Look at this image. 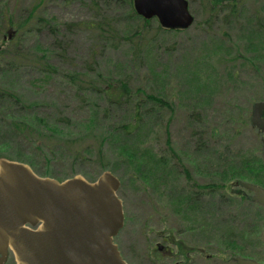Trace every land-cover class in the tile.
<instances>
[{"label": "rangeland", "instance_id": "374dc122", "mask_svg": "<svg viewBox=\"0 0 264 264\" xmlns=\"http://www.w3.org/2000/svg\"><path fill=\"white\" fill-rule=\"evenodd\" d=\"M91 1L0 0V50H7L0 55V156L32 158L38 174L57 179L93 180L111 170L124 211L114 240L129 264H155L163 219L172 241L194 251L187 261H264V207L239 197L246 192L236 185H264V139L249 122L253 104L264 100V0H239L230 11L188 0L193 22L172 30H157L155 19L142 28L141 17L128 15V0ZM94 18L111 22L117 38L96 44L86 30L66 33V23ZM41 48L54 71H42ZM109 79L127 82L121 103L102 92ZM135 102L141 120L124 141L114 124L131 119ZM21 120L56 136L48 150L24 141ZM211 182L217 195L200 189Z\"/></svg>", "mask_w": 264, "mask_h": 264}, {"label": "water", "instance_id": "95a60500", "mask_svg": "<svg viewBox=\"0 0 264 264\" xmlns=\"http://www.w3.org/2000/svg\"><path fill=\"white\" fill-rule=\"evenodd\" d=\"M132 2L136 13L156 17L165 28H185L193 22L187 0ZM263 110L264 101H257L250 116L261 131ZM261 159L264 166V147ZM119 185L108 169L93 180L79 173L57 179L38 175L26 162L0 156V247L13 249L16 264H128L114 241L124 221ZM241 185L264 206L263 187ZM260 239L264 245V228ZM234 260L264 264L239 256Z\"/></svg>", "mask_w": 264, "mask_h": 264}, {"label": "trees", "instance_id": "16d2710c", "mask_svg": "<svg viewBox=\"0 0 264 264\" xmlns=\"http://www.w3.org/2000/svg\"><path fill=\"white\" fill-rule=\"evenodd\" d=\"M106 1H109V0H106ZM128 1H129L130 6H131V9H129L128 15L130 17H136V16L141 17L134 11L133 5H132V0H128ZM238 1L239 0H207L206 4L210 5V7L211 6L214 7L216 5H218L220 7V5H222L221 3H223V4L227 5L229 8L230 7L232 8V7H236L237 6ZM91 2L93 3L92 5L94 7H95V5H97L96 0H92ZM106 5H108V4H106ZM106 5H104V6H106ZM231 8L229 9V11L231 10ZM34 9H35V6L30 10V13L27 15V17L24 18V23H28V21L34 17V12H33ZM44 19H45L44 23L49 25L51 30L54 31L55 27L52 25V21L51 20H46V18H44ZM153 19L156 20V18H153ZM150 21H151V19L142 18V23H141L142 28L144 27L145 30H147L149 25H150ZM8 23L11 24L10 21ZM157 24H158L156 26L157 30H161V29L169 30V29H166V28L160 26L159 23H157ZM65 27H66V33L67 34L71 33L72 31H77L79 29L86 30L87 32H89L91 34V38L94 41V43H96V44L98 43V41L100 39H103L104 41L109 42L111 37H114L115 39L117 38V37L114 36V28L112 27L111 22H108L106 20L99 19V18H94L92 20H83V21H79V22H69V23L65 24ZM3 28L4 27H2V29ZM142 36H143V31L138 36L139 40H141ZM132 38L133 37H131V35L127 36V39H129V40H131ZM3 39H4V37H3ZM11 42H13V41H11ZM6 51L7 50H0V55H3L4 52H6ZM41 52L42 53H41L40 58H42V60H40V61H41V64L43 66L42 67V69H43L42 71H51V70L54 71L55 68L52 67L50 64H48L46 62L47 61L46 60V55H47L46 49L45 48H41ZM88 67H90V66L88 65ZM74 75L75 74H70V77L73 79V78H75ZM135 91H136V93H142V95L146 96L147 98H153V96L151 94H148L146 92L143 93L140 88L135 89ZM102 92L106 96L111 97L109 99L114 98V100H116L118 103H121L119 101L120 97L129 95L130 89H129L128 85H127V82H125L123 80H121V81L117 80L115 83H112V82H110V79H109L107 81L104 80V83H103V86H102ZM4 93L5 92H0V96L5 97L3 95ZM141 108H142V106H140V104H138V102L133 103L132 113L129 114V118H131V119L125 124H121V125L114 124V128L115 129L122 128L124 130L123 131V135H122V140L125 141L127 139V137H128V139L130 141V136L135 131L137 123L139 122V120H141V113H140L141 112ZM21 124H22V126L24 128L20 127V130L24 134V141L28 142L29 146L38 147V148H40L43 151H46V150L49 149L46 146V143L49 142V140H50V138L52 136L53 137H56V136L51 135V134H45V133H43L41 131L35 130V128L39 124H35V126H33V125H30L26 120H21ZM18 129H19V127H18ZM103 139H104L103 135L101 134L99 136L98 144H97V151H99L98 152L99 155L102 153L101 152V148H102V144L104 143ZM143 148H145V147H143ZM143 148H140V149L142 150ZM84 149L86 150L87 148H84ZM136 149L139 150V148H136ZM88 151L89 152H87V153H90V150H88ZM146 152H148V151L146 150V151H144L142 153L145 154ZM16 157H18V156H16ZM19 157H20V155H19ZM30 159L32 160V158H30ZM31 160L27 159V161L29 163L31 162ZM146 163H147V161L145 162V164ZM106 166H109V165L108 164H103V167H106Z\"/></svg>", "mask_w": 264, "mask_h": 264}, {"label": "flooded vegetation", "instance_id": "af4514ba", "mask_svg": "<svg viewBox=\"0 0 264 264\" xmlns=\"http://www.w3.org/2000/svg\"><path fill=\"white\" fill-rule=\"evenodd\" d=\"M262 116L264 117V111L262 112ZM249 122H250V119H249ZM250 124H251V122H250ZM252 126L256 128V130L259 133V135L261 136V138L264 139V131H261L255 125H252ZM263 147H264V144H263ZM263 147H262V150H263ZM262 150H261V152H262ZM260 159H261V153H260ZM261 164H262V168L264 169L262 160H261ZM242 182H247V181H238V183L236 185L238 187L244 189L245 190L244 192H246V193L243 196L239 195V197H242L245 201H248V202L251 201V202L257 203L251 199L252 192L249 189L242 186L241 185ZM248 183H253V182H248ZM253 184L259 185V186L264 188V185H262L260 183H258V184L253 183ZM205 187H207L208 189L207 188L206 189L200 188V189L204 190V191L215 192V194L219 190L218 186H215V184H213L212 182L211 183H205ZM201 190L199 191L200 193H201ZM196 194H197V192H196ZM166 220L167 219H163V224H164L163 230H162L163 232L157 233L158 239L152 245L153 251L155 252V257L153 259L154 263L155 264H195L196 262L193 261V259H194L193 257L191 259H189V261H187L188 256H190L194 251L193 250L188 251L190 248H186V247L184 248L182 246H179V244L176 245L175 242L172 241L170 229L167 226H165V224H167V222H165ZM159 240L161 241V243L159 242ZM169 245H170V247H169ZM172 247H174L175 249H173ZM198 252H199V254L203 255V252H204L203 248L202 247L198 248ZM204 258L205 259L213 258V256L211 254H206L204 256ZM0 264H16L15 253L10 246L6 245V246L0 247Z\"/></svg>", "mask_w": 264, "mask_h": 264}]
</instances>
